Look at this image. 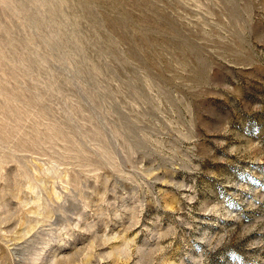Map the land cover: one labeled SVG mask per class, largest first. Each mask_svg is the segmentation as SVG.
I'll use <instances>...</instances> for the list:
<instances>
[{"label":"rangeland","instance_id":"1","mask_svg":"<svg viewBox=\"0 0 264 264\" xmlns=\"http://www.w3.org/2000/svg\"><path fill=\"white\" fill-rule=\"evenodd\" d=\"M0 264H264V0H0Z\"/></svg>","mask_w":264,"mask_h":264}]
</instances>
